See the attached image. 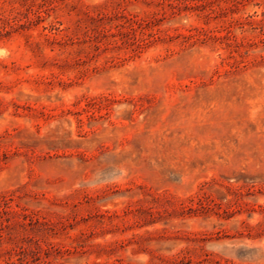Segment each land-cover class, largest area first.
<instances>
[{
  "label": "rangeland",
  "instance_id": "obj_1",
  "mask_svg": "<svg viewBox=\"0 0 264 264\" xmlns=\"http://www.w3.org/2000/svg\"><path fill=\"white\" fill-rule=\"evenodd\" d=\"M0 264H264V0H0Z\"/></svg>",
  "mask_w": 264,
  "mask_h": 264
}]
</instances>
